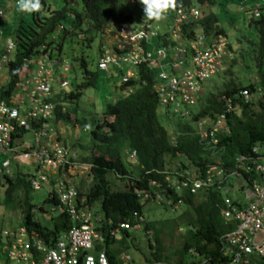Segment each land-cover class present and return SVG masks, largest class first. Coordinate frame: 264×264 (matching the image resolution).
Masks as SVG:
<instances>
[{
    "label": "trees",
    "instance_id": "1",
    "mask_svg": "<svg viewBox=\"0 0 264 264\" xmlns=\"http://www.w3.org/2000/svg\"><path fill=\"white\" fill-rule=\"evenodd\" d=\"M62 1L60 8H53L46 0H40V11L30 14L18 11L13 15V24H7L3 29L5 36L11 38L13 48L10 53L12 56L5 64L9 82L5 86L6 90H1V97H5L19 79L23 80L24 76L19 77L23 68L31 71L34 69V65L26 60L35 58L40 53H46L52 58V50H56L58 55L64 39L79 32L84 33L90 46V42L101 34L105 26L131 20V15L121 8V0ZM230 1L234 0H174L172 5L188 8L194 4L214 6L218 2L225 8ZM3 3L0 7L5 8L7 14L6 0ZM259 12L258 17L252 15L245 21L243 33L250 37L245 43L249 44L252 59L254 58L256 81L246 85L231 82L224 84L218 93L208 91L198 100V110L194 112L190 109L191 120L183 121L180 118L177 126H173L172 121L163 124L159 119V108L164 109L159 105L154 89L156 71L140 66L138 79L120 82L118 89L122 95L108 102L100 116L92 118L93 128L89 132L91 143L86 147L88 153L76 159L89 165L87 177L91 179V185L84 190L77 189L78 194L86 198L88 206L96 207L94 212L100 216V221L95 223V230L102 236V241L96 242L94 251L103 250L109 264H119L123 250L132 246L128 240L129 237L133 238L132 233L129 229L120 227L124 222L130 225L141 222L143 231L149 229L154 233V262L148 261V264H165L162 262L165 258L161 252L163 245L159 233L162 227L170 224V220L158 221L159 228L157 223L139 220V217L144 218V207L150 201L149 198H141L144 191L159 193L172 203L181 201L174 219L185 227V231L181 246L176 251L178 256L175 264H228V258L222 253L221 237L231 229V225L225 223L222 217L221 191L210 188L203 195L175 191L166 180V176L172 171L168 168V159L181 156L185 162L176 170L193 167L203 173L207 165L215 160L202 150L196 126L191 124H196L204 117L214 121L224 112L228 131L218 135V142L220 163L225 168L233 165L236 155L251 154L256 144L264 145V4L259 7ZM228 19L232 26L237 17L230 15ZM246 29H249L248 34H245ZM195 30L200 31L208 41L227 36L219 16L211 11L183 26L184 39L193 40ZM55 32H58L57 39L52 38ZM164 39L167 40V35ZM76 60L87 78L74 89L68 92L61 90L49 100L55 103L54 123L70 120L86 125L85 118L75 116L77 102L82 96V90L94 84L96 72L87 69L84 56ZM113 72L118 74L116 70L108 71L111 75ZM240 89L249 90L254 97L246 101L241 97L233 98L232 104L237 108L226 112L223 96H233ZM66 103L69 106L63 111V104ZM164 112L167 115L165 110ZM173 134L174 139H171ZM129 150L136 152L135 164L127 158L126 151ZM31 176L32 172L20 170L19 163L15 160L10 163L7 173L1 171L3 202L9 204L15 197L16 205L21 208L22 225L30 236L41 238L44 243L51 245L60 233L70 229L71 222L55 197L47 195L38 206L30 202ZM152 182L157 186H152ZM45 204H49L52 210L45 208ZM42 212L49 215L48 220L40 218ZM116 228L119 239L110 234ZM149 245H152L150 241ZM5 250L3 247L2 253ZM188 252L195 257L192 262L185 263V254Z\"/></svg>",
    "mask_w": 264,
    "mask_h": 264
},
{
    "label": "built area",
    "instance_id": "2",
    "mask_svg": "<svg viewBox=\"0 0 264 264\" xmlns=\"http://www.w3.org/2000/svg\"><path fill=\"white\" fill-rule=\"evenodd\" d=\"M260 5V2L253 5L254 17L260 14ZM198 17L196 7H169L163 17L168 22L167 40L155 20L123 22L109 27L107 30L113 39L103 47L98 68L121 70L123 83L137 80L140 66L155 70L154 89L159 105L182 119L189 118L190 109L201 98L203 82L225 69L222 62L226 47L224 37L209 42L201 35L190 42L184 40L183 26ZM2 42L5 53L0 64L7 61V53L13 47L9 38L4 40L0 36V44ZM47 59L46 54L38 56L34 61V73L0 98V172L7 173L12 160L31 166V190L46 187L48 196L55 197L66 211L71 227L60 233L51 245L30 236L23 225L2 231L1 249L6 250L0 253V264H109L103 250L94 251L96 242L102 241L95 230L100 216L87 205L86 198L78 194L73 181L79 169L87 172L89 165L76 160L69 148L58 140L50 124L54 105L49 99L56 91L53 86L66 88L65 72L70 69L61 66L62 74L55 78L50 64L58 61ZM239 97L246 101L254 94L240 89L233 96H223L226 112L236 110L232 99ZM225 115V112L219 114L214 121L209 117L200 118L196 123L198 142L215 162L208 164L203 173L193 167L171 171L166 180L177 192L203 195L210 188L220 190L222 217L231 225L221 237L223 256L228 258V264H264V145L256 144L251 154L236 155L233 165L225 168L220 163L218 142V135L228 131ZM126 154L128 159L135 160V150L126 151ZM151 185L157 186L155 182ZM141 198L165 204L171 211L181 205L180 200L172 203L159 193L148 191H144ZM143 219L139 217L140 221ZM120 227L142 230L141 222L135 225L124 222ZM144 232L151 235L149 229ZM110 234L116 236L118 229ZM119 259L127 263L131 256L122 253Z\"/></svg>",
    "mask_w": 264,
    "mask_h": 264
},
{
    "label": "rangeland",
    "instance_id": "3",
    "mask_svg": "<svg viewBox=\"0 0 264 264\" xmlns=\"http://www.w3.org/2000/svg\"><path fill=\"white\" fill-rule=\"evenodd\" d=\"M3 1L5 0H0V4H4ZM14 1L15 0H6V9L8 13L5 14V16H3L0 20L1 30H3L7 24L11 25L15 21L13 15L18 12V9L16 6H14ZM46 1L47 3L52 4L53 8H60L63 2L62 0ZM239 4L240 2L234 0L230 1L229 4H226L225 8L220 6L218 2L214 6L203 5L199 7L200 14L202 15L210 11L217 14L219 16L220 23L223 27H225L227 32V42L224 49L225 55L222 60L224 68L226 69L215 75H212L203 82L201 96H204L208 91L218 93L223 89L224 84L231 82L235 84L241 83L242 85H246L252 81H256L254 58L252 59V54L248 46L249 44L245 43L250 37L243 34L245 32L244 27L246 26L244 25L245 21L248 20L252 15L248 12L249 10L244 11L248 9L244 6L246 3L242 5ZM120 6L126 14L130 13L132 15V23H140L148 20L143 17V13L138 8L139 6L137 4L132 5L126 0H121ZM230 15L234 16L235 18L237 17V19L234 20L232 26H230L231 20L228 19V16ZM156 22L163 28L162 32L167 31L168 22L166 19L162 18ZM247 30L249 29H246L245 34L249 33ZM241 33L243 36L240 35ZM111 39H113V37L110 38V40ZM85 40L86 39L84 37H79L77 33L67 37L64 39L61 52L58 54V60L63 61V64L70 66V71L66 73V78L68 80V86L66 87L67 92L71 89H74L77 85H80L87 78L84 75L83 68L80 66L79 61L76 59L84 56L85 60L87 61V69L91 72H96L94 74V84L82 90V96L77 102V112L75 116L79 118H85L87 121L86 125L70 120H60L53 125V128H55V132L58 136V140L69 148L71 153L75 155L76 159L88 153L86 147H88L91 143L89 132L93 128V119L100 116L108 102L122 95V92L118 89V85L120 84V76L118 74L113 72L111 75L108 72L97 71V48L101 42L100 35H98V37H96L93 42H90V46L88 45V41ZM107 41L109 42V37ZM153 42L156 44L158 43L157 39H153ZM56 54L57 53L54 52L52 53L51 56L53 59H56L58 56ZM233 56L235 60L232 61ZM60 64L61 62L50 64V67L56 74L54 75L55 78L57 75L62 74ZM8 82L9 77L7 74V69L5 65H1L0 87L7 85ZM67 106H69L68 103L63 104V111ZM192 110L194 112L198 110V102L192 107ZM159 113V119L163 124H169V122L172 121L173 126H177L176 124L182 119H180L178 115L169 112H166V115L164 110H161V108H159ZM190 120L191 117L185 118L183 121ZM191 125L196 126V124H193V122ZM168 162V168L174 171L178 169L181 163L185 162V160L181 156H176L174 158H169ZM131 163L135 164V161L133 160ZM19 168L25 173L32 172L31 168L25 164H19ZM77 173L78 176L73 179L77 188L84 190L89 185H91V179L88 181L87 177L83 175H87L86 171L79 169ZM47 194L48 190L46 187H42L38 191H30V202L35 206H38L43 203L47 197ZM3 201V188L0 186V234L2 231H11L12 229L22 225L21 208L16 205V198L13 197V201L9 204H5ZM44 207L50 208V205L45 204ZM91 208L93 211L96 210L95 206ZM177 210H165V207L162 203L155 201L147 202L144 207V219L147 222L157 223V228L160 226L158 221L170 220V224L166 227H162L161 232L159 233V238L161 239V244L163 245V250L161 252L165 258L162 262L165 264H175V260L178 256L176 251L181 246L185 231V227L178 224L174 219ZM40 218L45 221L49 219V215H47L46 212H42L40 213ZM129 230L133 236V238L129 237L128 239L131 241L132 246L124 249L123 253L130 254L131 261L127 262L126 264H148V261L153 263L154 258L152 256V252L155 250V243L153 240L154 233L152 232L151 235H146L141 229ZM116 238H120L119 233L116 235ZM149 241L152 243L151 246L149 245ZM2 245L3 239L0 237V253ZM191 255V252L185 254V263H190L192 260H194L193 257H195V255L193 257ZM119 264H121V262H119Z\"/></svg>",
    "mask_w": 264,
    "mask_h": 264
},
{
    "label": "clouds",
    "instance_id": "4",
    "mask_svg": "<svg viewBox=\"0 0 264 264\" xmlns=\"http://www.w3.org/2000/svg\"><path fill=\"white\" fill-rule=\"evenodd\" d=\"M74 2H75V0H73ZM126 1H128V2H130L132 5H134V4H137L139 7V9L141 10V12L143 13V17L145 18V19H148V20H156V21H159V20H161L163 17H164V15L166 14V10L169 8V7H171L172 6V8L173 9H175V8H179V7H174L172 4H173V1L174 0H126ZM257 2H260L261 3V5L260 6H262L263 4H264V1L263 0H251V2H248V0H241L240 1V4L242 5V4H244V3H246V5H244L245 7H247L248 9L247 10H249L248 12L249 13H251V10H252V8H253V5L255 4V3H257ZM14 6H16L17 7V9H18V11L19 12H22V13H33V12H38V11H40V9H41V3H40V0H15L14 1ZM192 7H196V8H198V10H199V17L197 18V19H199L201 16H202V14H200V9H199V7H201V6H199L198 4H194V5H192V6H190V7H188V8H185V7H181L180 6V8H184V9H189V8H192ZM0 9L2 10V16L0 17V20L2 19V17L3 16H5V10L2 8V7H0ZM128 15H131L130 13H128ZM251 15H252V13H251ZM131 19H132V15H131ZM196 19V20H197ZM196 20H193V21H196ZM193 21H191V22H193ZM124 22H131V20H128V21H124ZM123 23V22H122ZM190 23V22H189ZM121 24V23H120ZM186 24H188V23H186ZM116 25H119V24H109V25H107V26H105V28L102 30V32H101V34H100V40H101V42L99 43V45H100V48H97L98 49V51H97V54H98V58H97V61H96V66H97V70L98 71H103V70H100L99 68H98V65H97V63H98V59H99V57H100V55H101V52H102V49H103V47L105 46V45H107L109 42L107 41V39H108V37H109V40H110V38H112L111 37V34L112 33H108V28L109 27H111V26H116ZM58 29L60 30L61 29V27H58ZM162 27L160 26V32H161V34H163V36H165V34H166V31H164V32H162ZM57 34H58V32H55V34L53 35V39H56L57 38ZM195 36H194V39L193 40H195V38H197L199 35H201V36H203L204 37V39H205V41L206 42H209L206 38H205V36L200 32V31H198V30H195ZM79 37H81V38H85L86 36L84 35V33H82V32H79ZM182 35H183V32H182ZM0 36H2L3 37V39L4 40H6V39H11L10 37H8V36H5V34H4V31L3 30H1L0 29ZM219 37H223V36H219ZM103 38V39H102ZM164 38V37H163ZM183 38H184V36H183ZM217 38V37H216ZM225 38V37H224ZM214 39V38H213ZM226 39V38H225ZM185 40V39H184ZM193 40H185L186 42H190V41H193ZM212 40V39H211ZM226 42H227V40H226ZM13 43V42H12ZM13 48V47H12ZM12 50V49H11ZM11 50L7 53V61L6 62H4V63H1L0 64V66L1 65H5L8 61H9V56H10V53H11ZM57 53V51L56 50H52V52L50 51V54L52 55V53ZM3 53H5V48H4V46H3V42L0 44V58H1V56H2V54ZM42 54H46V53H40L38 56H40V55H42ZM47 55V54H46ZM57 55V54H56ZM37 56V57H38ZM48 56V59L46 60V61H49V60H55V59H53V58H51L49 55H47ZM37 57H35V58H31V59H28V60H26V61H28V62H30V63H32L33 65H34V69L31 71V70H28V69H25V68H23L22 70H21V74H20V76L19 77H22V76H24V78H23V80H18L11 88H13V87H15L17 84H19V83H23L24 81H25V79L28 77V76H30L31 74H33L34 73V71H35V59L37 58ZM59 55L56 57V60L58 61V63L59 62H61V64H60V66H64L65 64H63V61H60V60H58L59 58ZM65 66H68L69 67V69H70V66L69 65H65ZM110 69H112V68H110ZM110 69H108L107 71H103V72H108V71H110ZM112 70H116V69H112ZM117 72H118V75L120 76V82H122V80H121V70H116ZM69 72V71H68ZM66 73L67 72H65V76H66ZM67 79V78H66ZM68 81V80H67ZM123 83V82H122ZM6 86V85H5ZM5 86H2V87H0V94H1V90H3V91H5L6 90V87ZM56 89H55V88ZM10 88V89H11ZM53 88L56 90L55 91V93L54 94H56V93H58L59 91H61V90H64V91H66V88H63V89H58L57 88V86H53ZM9 89V90H10ZM67 92V91H66ZM54 94H53V96L49 99V100H51L53 97H54ZM0 98H1V96H0ZM114 100V99H113ZM53 105H54V109H53V118L50 120V124H51V127L53 128V125L56 123H53V120H54V112H55V103L54 102H52V101H50ZM53 130H54V133L56 134V132H55V128H53ZM57 135V134H56ZM128 158V157H127ZM13 161V160H12ZM11 161V162H12ZM135 161V160H134ZM133 162V161H132ZM28 166V165H27ZM32 169V168H31ZM87 173V172H86ZM48 195V194H47Z\"/></svg>",
    "mask_w": 264,
    "mask_h": 264
},
{
    "label": "crops",
    "instance_id": "5",
    "mask_svg": "<svg viewBox=\"0 0 264 264\" xmlns=\"http://www.w3.org/2000/svg\"><path fill=\"white\" fill-rule=\"evenodd\" d=\"M58 137V136H57ZM0 161H1V158H0ZM30 168H32L31 166H29ZM32 170V169H31ZM84 176L87 177V175L83 174ZM89 177H87V180L90 181V178L88 179ZM48 190V189H47ZM46 208V207H45ZM52 210V208H50V211ZM121 264H126V263H121Z\"/></svg>",
    "mask_w": 264,
    "mask_h": 264
}]
</instances>
